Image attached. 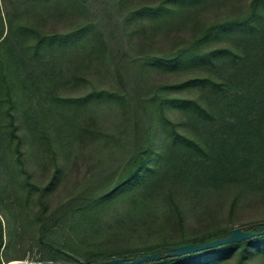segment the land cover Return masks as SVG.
Segmentation results:
<instances>
[{
    "label": "trees",
    "instance_id": "1",
    "mask_svg": "<svg viewBox=\"0 0 264 264\" xmlns=\"http://www.w3.org/2000/svg\"><path fill=\"white\" fill-rule=\"evenodd\" d=\"M242 1L229 0L226 6L231 12L225 14L220 13L216 0H0V185L12 193L13 203L20 208L19 220H29L27 230L33 232L35 242L42 246V262L65 264L59 262L62 238L55 231V222L60 221L69 208L80 212L83 220L92 218L101 208L127 192L150 190L146 184L167 161L170 147L190 145L205 152L200 140L188 138L187 130H180L179 126L191 127L188 122L192 120L217 119L221 113L214 105L225 98L235 77L240 75V84L255 81L253 74L249 76L238 67L231 70L233 78L219 79L218 72L211 70L218 68V62L228 61L230 65L245 62L244 68L250 63V52L255 50L257 59L252 64L254 71L262 76L260 88L264 92V0H244L245 5L237 6ZM17 2L23 8L21 11L16 9ZM63 6L74 10V14L82 19L79 27L68 33L59 29L67 15L63 12L61 15ZM233 6L239 10L234 12ZM212 8L215 14L206 18L205 13ZM88 34L91 37L86 45L89 57L86 64H77L60 86L55 78H50L49 83L56 86L46 91L48 102L56 109H79L91 100L118 102L124 107L125 115L132 118L131 133L136 146L122 173L106 176L96 185L86 183L78 193L70 196L69 202L66 200L58 207H52L50 194L66 182L67 177H62L63 167L57 161L62 151L57 134L45 122L36 121L32 107H27L37 88L33 77L36 71L45 69L43 65L51 68L67 48ZM233 36L241 37V46L234 41L214 47ZM134 41L137 47L132 49ZM49 56L51 60L47 62ZM102 65L108 67L107 74L112 77L111 81L104 80L109 88H96L93 82V78L101 77L99 68ZM93 69L97 70L94 72ZM155 70L174 73L177 80L150 88L147 77ZM192 70L198 73L192 74ZM131 82L135 84L130 86ZM70 83L74 85L68 88ZM89 85L91 91L79 96L59 94V88L66 87L65 92ZM193 88L202 93L193 97L183 94ZM174 92L177 95L170 94ZM258 103L263 106L264 116V94ZM176 111L178 116H175ZM249 112L250 108L244 106L236 114H230L229 118H237L231 124L234 130L239 131L240 126L245 125L242 121L249 119ZM68 120L63 128L66 132L69 130L67 134L73 143L76 140L82 144L93 141L96 145L108 137L103 134L100 124L93 127L89 123H79L76 118ZM167 125L171 126L172 138L170 141L165 138L160 152L158 136L167 131ZM257 152L264 154L263 148ZM32 153L38 158L44 154L53 155L55 170L47 182L41 183L34 178L35 168L32 170L30 166ZM260 160L264 163L263 156ZM153 161L155 164H151ZM166 187L176 213L175 223H184L183 204L175 199L178 187L172 183ZM237 189L232 200L220 208L223 213L231 215L239 207L243 208L241 198L246 188L238 186ZM257 190L245 206L264 204V190ZM5 198L3 196V200ZM239 222L221 227L215 224L173 243L101 253L75 264H98L115 258L129 262L132 258L153 253L161 257L139 264H251L253 257H264V218ZM236 227L261 234L199 252L168 255L185 244L228 237ZM1 231L0 216V248L3 245Z\"/></svg>",
    "mask_w": 264,
    "mask_h": 264
},
{
    "label": "rangeland",
    "instance_id": "2",
    "mask_svg": "<svg viewBox=\"0 0 264 264\" xmlns=\"http://www.w3.org/2000/svg\"><path fill=\"white\" fill-rule=\"evenodd\" d=\"M216 1L217 8H221L220 13L231 12L226 6L229 0ZM243 5H245L244 0L242 3L238 2L237 6ZM15 6L18 11L23 9L19 7L18 2ZM231 8L235 10L234 6ZM212 10L213 8L205 13L206 18L215 14ZM237 10L239 9L234 12ZM62 12L67 15L60 24V31L68 33L77 29L82 21L81 17L78 18L74 10L70 11L66 6H63L61 15ZM99 27L100 31H103L102 27ZM89 37L90 34L77 39L63 55L59 56L60 58L51 68L43 65L45 69L36 71L33 77L37 88L29 102L30 106L27 107H32L31 113L34 114L36 121L45 122L57 134L58 142L62 147L57 161L63 167L62 177H67V181L50 194L49 202L52 207H58L59 203L66 200L69 202L70 196L75 192L78 193L86 183L91 186L96 185L106 176L122 173L136 146L131 133L132 118L125 115V109L120 103L91 100L79 109L61 107L56 109L54 104L48 102L46 91L56 86L50 84L49 79L55 78V82L60 86L77 64H86V59L89 58L86 47ZM234 41L241 46V37L233 36L229 40L215 44L214 47L228 45ZM136 47V42H132L131 48ZM130 53L132 56L135 55L132 51ZM255 54H257L255 50L250 52L248 60L250 63L244 68L245 62L230 65L228 61L223 62V60L218 62V68L215 70L211 68L213 72H218L217 77L221 80L233 78L231 70H237V67L244 69L249 76L253 74L255 80L240 84L239 82L242 81L239 75L231 81L225 98L214 105V108L221 113L217 119L201 122L191 119L192 121L188 122L191 127L179 126L180 130H187L188 138L199 139L205 152L190 145L184 147L178 144L170 147L167 161L161 164L159 172L151 178L150 183L146 184L150 190L138 193L127 192L101 208L93 215L94 217L85 220L81 219L80 212H76L74 208H69L67 213H63L62 219L55 222L57 223L55 231L62 238V249L59 251L60 263L75 264L77 261L101 253L112 254L146 249L149 246L185 240L198 232L208 230L215 224L220 227L231 226L238 225L239 221L264 218V204L245 206L257 189L264 190V163L260 160L261 156L264 158V154L257 152L263 148L264 153L263 106L258 103L264 92L260 88L262 76L254 71L255 66L252 64L257 59ZM50 60L49 56L48 61H45ZM99 69L102 70L101 77L93 78L96 88H109L108 82H105L112 79L107 74L108 67L102 65ZM93 70L95 72L97 69ZM193 73L196 74L198 71L192 70ZM243 77L248 78L244 75ZM147 78L150 88L177 80L176 74L158 70L150 73ZM134 84L135 82H131L130 86ZM73 85L74 83L68 84V88ZM65 88L63 87L62 90L59 88V94L62 93V96L65 94L79 96L91 91L90 85L88 88L81 87L63 92ZM200 93H202L200 89L193 88L191 91H184L183 94L193 97ZM170 94L177 95L176 92ZM209 96L214 100L211 93ZM244 106L250 108L249 119L242 121L245 125L240 126L237 134L235 128L231 126L237 118L229 117ZM178 114L179 112L176 111L175 116ZM70 118H76L81 124L89 123L93 127L100 124L103 134L108 136L107 139L96 142V145L93 141L87 144L77 140L75 143L71 142L67 134L69 130L66 132L63 128ZM166 128L167 131L158 136L157 148L160 152L165 138L169 141L172 138L171 126L167 125ZM31 156L30 166L32 170L35 168L36 172L34 178L41 183L47 182L55 170L53 155L44 154L42 158H38L36 153H32ZM184 170L186 173H183ZM243 182L245 183L242 184ZM171 183L178 187L175 199L183 204L182 209L186 214L184 223H175L176 213L166 187ZM238 186L246 188L241 198L243 208L239 207L231 215L223 213L220 208L232 200L234 193L239 189ZM3 196H6L5 200ZM75 200L77 201V198ZM19 213L20 208L13 203L12 193L7 192L0 185V216L3 224L1 231L3 245L0 248V256L5 264L13 261H21L23 264L42 262L41 257L44 254L42 246L35 242L33 232L27 230L30 228L29 220L27 218L23 221L19 220ZM172 221L174 223H171ZM45 264L53 263L45 262ZM251 264H264V257H253Z\"/></svg>",
    "mask_w": 264,
    "mask_h": 264
},
{
    "label": "water",
    "instance_id": "3",
    "mask_svg": "<svg viewBox=\"0 0 264 264\" xmlns=\"http://www.w3.org/2000/svg\"><path fill=\"white\" fill-rule=\"evenodd\" d=\"M261 233L259 232H252V231H247L244 230L241 227H236L232 230L231 235L228 237H224V238H219L213 241H209V242H205V243H200V244H185L179 247H176L173 249V252L168 254L170 256L173 255H180V254H188L190 252H199V251H203L206 249H211V248H215L224 244H229V243H234V242H240L246 239H251L257 235H259ZM167 256V255H165ZM160 254L158 253H153V254H147L141 257H136V258H132L131 260H129V262L124 259V258H115V259H111V260H105L102 262H99L98 264H139V263H143L147 260L150 259H157L160 258ZM49 263V262H47ZM0 264H5L0 256ZM8 264H23L21 261H13L10 262ZM30 264H45L44 262H33Z\"/></svg>",
    "mask_w": 264,
    "mask_h": 264
}]
</instances>
